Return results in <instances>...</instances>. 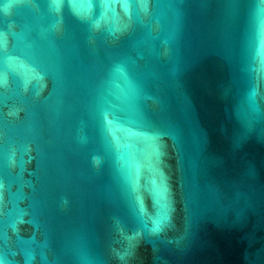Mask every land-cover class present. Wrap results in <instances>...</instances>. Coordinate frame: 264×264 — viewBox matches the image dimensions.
<instances>
[{"label": "water", "instance_id": "water-1", "mask_svg": "<svg viewBox=\"0 0 264 264\" xmlns=\"http://www.w3.org/2000/svg\"><path fill=\"white\" fill-rule=\"evenodd\" d=\"M0 264H264V0H0Z\"/></svg>", "mask_w": 264, "mask_h": 264}]
</instances>
